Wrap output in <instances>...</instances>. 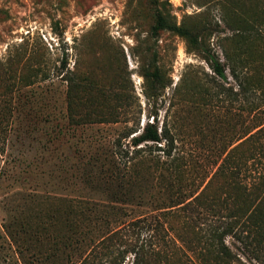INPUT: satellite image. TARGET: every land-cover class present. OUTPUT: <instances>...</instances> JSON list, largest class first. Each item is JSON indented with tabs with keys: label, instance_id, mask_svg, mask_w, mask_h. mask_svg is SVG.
<instances>
[{
	"label": "rangeland",
	"instance_id": "rangeland-1",
	"mask_svg": "<svg viewBox=\"0 0 264 264\" xmlns=\"http://www.w3.org/2000/svg\"><path fill=\"white\" fill-rule=\"evenodd\" d=\"M263 129L264 0H0V264H212L199 225L264 177Z\"/></svg>",
	"mask_w": 264,
	"mask_h": 264
},
{
	"label": "trees",
	"instance_id": "trees-1",
	"mask_svg": "<svg viewBox=\"0 0 264 264\" xmlns=\"http://www.w3.org/2000/svg\"><path fill=\"white\" fill-rule=\"evenodd\" d=\"M165 28H171L181 35L184 34V31L182 29L167 26L164 20L159 17L157 19L155 30L158 31ZM209 63L214 75L221 81H226L227 76L224 65L221 64L217 59L209 60ZM236 65L229 67V75L236 82L238 88L241 91L244 92V90H250L249 88L253 83L248 81L250 79L245 74H243L241 70H237L238 66ZM263 131L264 129L258 130L254 134L250 135L247 141L244 143V146L251 145L258 138V136L262 134ZM160 141L161 136L158 133L157 126H155L154 123L148 122L145 124L140 133L131 138L130 142L132 147H138L139 145L146 143H160ZM252 149H254V147ZM238 150H240V145L233 148L230 153L234 154ZM251 158L253 160L258 159V157L255 158L254 155H251ZM239 164L240 162H236L232 167H230V174H233L236 178L241 171V168L238 167ZM254 174L255 177L252 180L251 184H242L244 190L247 193L244 195L248 196L244 200V203L242 205H239L237 202L234 201L232 209L228 210L226 208V214L221 215L220 212L213 214L214 216L218 217H222L225 215L228 221L224 220L225 225L223 227H214L217 223L221 222L220 218H218L215 225L204 224V227H202V224L199 225L201 228H204L206 232L204 246L207 255L212 257V264H234L235 262H239L237 256L235 254H232L229 248L224 244V238L227 235L231 236L236 241H238L243 247V249L249 252L255 260L264 262V201H262V199H264V195L260 196L262 195L263 190L257 192L262 185L260 180L264 177L260 174L258 170H254ZM256 180L258 181L256 182ZM201 197L202 195H200L199 198L197 197V203L199 202ZM205 209H207V207H205ZM207 211L208 210H205V212ZM243 216H245V220L243 221V223L240 224V220L238 218ZM201 218H204V214L201 211L197 210V222L198 219ZM141 223L142 221H138L135 222L133 225L137 230L141 231L145 228L144 224ZM241 227L242 229H240ZM139 250L140 248L136 249V251L134 250L133 264H141V260L138 257Z\"/></svg>",
	"mask_w": 264,
	"mask_h": 264
}]
</instances>
